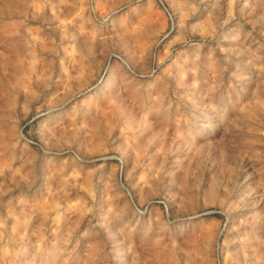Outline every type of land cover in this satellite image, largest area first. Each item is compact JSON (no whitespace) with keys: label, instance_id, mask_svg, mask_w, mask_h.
Wrapping results in <instances>:
<instances>
[{"label":"rangeland","instance_id":"obj_1","mask_svg":"<svg viewBox=\"0 0 264 264\" xmlns=\"http://www.w3.org/2000/svg\"><path fill=\"white\" fill-rule=\"evenodd\" d=\"M0 264H264V0H0Z\"/></svg>","mask_w":264,"mask_h":264}]
</instances>
